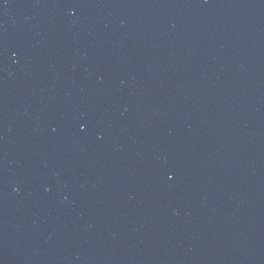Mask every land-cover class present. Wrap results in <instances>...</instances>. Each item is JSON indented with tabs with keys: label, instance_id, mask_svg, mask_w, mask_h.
Masks as SVG:
<instances>
[{
	"label": "water",
	"instance_id": "obj_1",
	"mask_svg": "<svg viewBox=\"0 0 264 264\" xmlns=\"http://www.w3.org/2000/svg\"><path fill=\"white\" fill-rule=\"evenodd\" d=\"M0 264H264V0H0Z\"/></svg>",
	"mask_w": 264,
	"mask_h": 264
}]
</instances>
